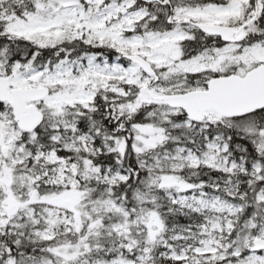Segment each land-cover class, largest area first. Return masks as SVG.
Returning a JSON list of instances; mask_svg holds the SVG:
<instances>
[{
  "label": "snow or ice",
  "instance_id": "obj_1",
  "mask_svg": "<svg viewBox=\"0 0 264 264\" xmlns=\"http://www.w3.org/2000/svg\"><path fill=\"white\" fill-rule=\"evenodd\" d=\"M0 264H264V0H0Z\"/></svg>",
  "mask_w": 264,
  "mask_h": 264
}]
</instances>
